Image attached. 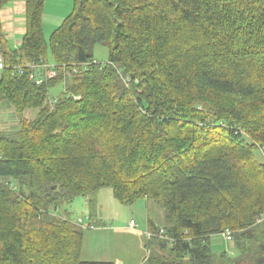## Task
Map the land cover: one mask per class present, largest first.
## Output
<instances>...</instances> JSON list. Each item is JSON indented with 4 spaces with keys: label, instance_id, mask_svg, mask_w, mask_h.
Instances as JSON below:
<instances>
[{
    "label": "trees",
    "instance_id": "1",
    "mask_svg": "<svg viewBox=\"0 0 264 264\" xmlns=\"http://www.w3.org/2000/svg\"><path fill=\"white\" fill-rule=\"evenodd\" d=\"M25 2L18 49L0 20V104L21 117L0 131V264H115L83 261L59 213L107 188L166 212L143 264H264V0H73L49 40L46 0ZM42 64L57 77L38 85ZM227 230L233 255L212 245Z\"/></svg>",
    "mask_w": 264,
    "mask_h": 264
},
{
    "label": "rangeland",
    "instance_id": "2",
    "mask_svg": "<svg viewBox=\"0 0 264 264\" xmlns=\"http://www.w3.org/2000/svg\"><path fill=\"white\" fill-rule=\"evenodd\" d=\"M71 11L72 8L70 9L68 4L67 7L56 2L47 4L44 34L48 40L52 32L62 24ZM108 59V47L96 45L94 60L107 63ZM48 62L50 65L54 64L51 54L48 55ZM63 92L64 86L60 84L50 90L49 99L52 100L53 97ZM34 115L32 111H27L23 117L29 119ZM20 120L21 117L14 109L4 103L0 104V131H16ZM95 200L94 210L89 207L84 197H77L71 204L59 210L61 215L67 214L74 223L82 219L94 227L92 230H85L82 260L89 262L116 260L117 264H141L140 262L149 255V250L146 248L148 220L158 226H164L166 224L165 210L154 201L144 199L132 206L121 204L114 198L112 190L108 188L97 192ZM131 221L136 222V225L131 224ZM257 224V235L264 237V215L257 219ZM212 245L217 253L226 250L231 255L234 254V242H227L222 235L212 237Z\"/></svg>",
    "mask_w": 264,
    "mask_h": 264
},
{
    "label": "crops",
    "instance_id": "3",
    "mask_svg": "<svg viewBox=\"0 0 264 264\" xmlns=\"http://www.w3.org/2000/svg\"><path fill=\"white\" fill-rule=\"evenodd\" d=\"M50 2L64 4L66 5V7L68 4V7H70V9L72 8L73 10V0H67V1L46 0L45 10L47 8V4L49 5ZM45 10H44V17H43L44 30L46 28ZM0 20L2 23V29H3L5 38L8 41L9 46L11 47V49H18L22 45L23 38L27 32V3L25 2V0H14L8 3L0 12ZM164 221H165V217H164ZM152 223L154 222L151 220H148V231L151 230ZM154 225L157 227H162L156 224ZM145 260H146V257L140 263L143 264ZM93 262H97V261H93ZM100 262H114L115 264H117L116 260L100 261Z\"/></svg>",
    "mask_w": 264,
    "mask_h": 264
},
{
    "label": "built area",
    "instance_id": "4",
    "mask_svg": "<svg viewBox=\"0 0 264 264\" xmlns=\"http://www.w3.org/2000/svg\"><path fill=\"white\" fill-rule=\"evenodd\" d=\"M4 66H3V59L0 58V71L3 70ZM31 70L32 73L30 75V79H33L36 81V83L38 85L43 84L45 81L47 80H52L55 79L57 77V72L56 70L50 66V65H46V64H42V65H31ZM131 224L134 225V222L132 221ZM77 225L81 226L84 230H91L93 229L92 226H90V224L88 223H84L82 219H79L77 221ZM163 230H161L159 232L160 235H163ZM147 236L149 238L153 237L152 233H148ZM222 236L224 237V239L227 242H231L233 241V235L232 232L230 230H227L226 232H224L222 234Z\"/></svg>",
    "mask_w": 264,
    "mask_h": 264
},
{
    "label": "water",
    "instance_id": "5",
    "mask_svg": "<svg viewBox=\"0 0 264 264\" xmlns=\"http://www.w3.org/2000/svg\"><path fill=\"white\" fill-rule=\"evenodd\" d=\"M260 261L263 262L264 261V258H261Z\"/></svg>",
    "mask_w": 264,
    "mask_h": 264
},
{
    "label": "bare ground",
    "instance_id": "6",
    "mask_svg": "<svg viewBox=\"0 0 264 264\" xmlns=\"http://www.w3.org/2000/svg\"><path fill=\"white\" fill-rule=\"evenodd\" d=\"M128 81V80H127Z\"/></svg>",
    "mask_w": 264,
    "mask_h": 264
}]
</instances>
